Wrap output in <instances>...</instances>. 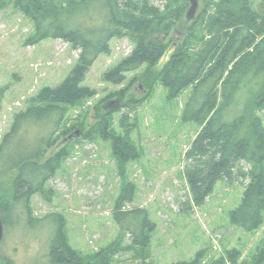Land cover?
Listing matches in <instances>:
<instances>
[{"label": "rangeland", "instance_id": "obj_1", "mask_svg": "<svg viewBox=\"0 0 264 264\" xmlns=\"http://www.w3.org/2000/svg\"><path fill=\"white\" fill-rule=\"evenodd\" d=\"M198 1L197 17L191 23L186 18L191 7L188 1L184 16L187 26L195 23L203 11L204 3ZM151 2L163 7L165 0ZM260 2L264 7V0ZM95 17L96 24L102 23L97 7ZM187 33L184 28L173 29L165 38L169 49L153 71L165 66ZM201 33L198 27L196 35ZM35 36L36 26L26 9L16 0H0V89H5L0 143L10 132L15 116L32 106L44 88L59 87L78 65L80 51L72 45L59 39L37 41ZM111 48L110 54L99 57L82 84L96 90V96L67 109L60 130L53 136V148L40 161L45 163L62 148L68 151L43 192L31 198L32 217L19 205L14 206L11 215L8 213L0 264L8 260L11 264H52L50 248L61 219L69 245L81 255L96 256L114 246L117 254L110 264L191 262L203 251L202 264H211L234 249L241 252L240 263L249 260L264 245V223L255 231H245L232 223L230 213L242 204L252 166L244 161L238 163L232 177L218 182L211 196L198 206L188 181L191 161L187 154L202 127L183 120L192 88L174 98L169 97L170 90L161 82L146 90L140 82L147 66L129 73L119 85L109 82L106 75L131 54L135 43L129 37L115 38ZM127 89V96L135 92L136 104L121 109V103L115 104L109 107L111 112L106 118L107 130L115 135L125 136L126 126L132 127L130 139L137 156L121 165L113 155L112 141L100 131L90 138L84 135L100 121L97 111L102 105L108 107L117 100L116 93ZM258 115L264 127V111ZM31 130L32 135L23 136L25 142L41 132L47 134L46 124L36 127V133ZM68 130L69 135L64 136ZM77 130L81 136L67 141ZM37 142L28 144L34 150ZM19 156L18 151H13L3 169L16 163ZM123 191L133 192V196L122 204L127 214L121 216L116 206ZM132 210L142 213L133 214ZM132 232L148 237L150 244L133 246Z\"/></svg>", "mask_w": 264, "mask_h": 264}, {"label": "trees", "instance_id": "obj_2", "mask_svg": "<svg viewBox=\"0 0 264 264\" xmlns=\"http://www.w3.org/2000/svg\"><path fill=\"white\" fill-rule=\"evenodd\" d=\"M260 1L202 0L204 8L198 20L187 26V0H165L163 7L151 0H16L35 23L34 40L59 39L80 53L74 72L59 87L44 88L33 99L32 106L15 116L10 132L0 143V213L5 224L15 205L32 217L31 198L43 192L46 182L68 155L66 148H62L45 163L40 162L53 148V136L60 130L67 109L96 96V90L82 86L87 75L101 55L111 53L113 39L129 37L135 48L106 79L119 85L129 73L147 66L140 82L146 90L161 82L170 90L169 97L174 98L192 88L183 120L202 127L187 154L191 161L187 175L194 201L198 206L205 203L217 183L231 178L236 165L244 161L252 166L250 182L242 204L230 213V218L245 231L259 229L264 223V127L258 115L264 111V7ZM96 7L102 22L98 24ZM198 27L202 29L199 37ZM181 28L188 32L185 41L175 48L160 71H153L169 49L165 40L173 29ZM128 90L114 97L121 99L119 109L137 102L135 92L127 96ZM4 97L5 89H0V110ZM106 107L102 105L97 111L100 121L84 136L90 138L100 131L112 141L118 162L125 165L137 156L130 139L132 127L126 126L125 136L109 132L106 118L111 111ZM45 124L47 134L30 137L32 143H39L33 150L28 144L31 141L25 142L23 136L31 134L30 129L36 133L35 128ZM65 135H69V130ZM13 151H18L20 159L3 169ZM128 186L134 189L133 185ZM132 196L133 192L123 191L116 206L121 216L127 214L122 204ZM146 224L150 225L149 220ZM64 226L61 219L50 248L52 264H97V260L101 262L98 264H110L117 254L111 246L96 256L81 255L69 245ZM140 236L132 232L133 246H148L149 238ZM204 255L205 251L191 262L172 264H202ZM240 258L241 252L234 249L211 264H263L264 245L249 260L240 263Z\"/></svg>", "mask_w": 264, "mask_h": 264}, {"label": "water", "instance_id": "obj_3", "mask_svg": "<svg viewBox=\"0 0 264 264\" xmlns=\"http://www.w3.org/2000/svg\"><path fill=\"white\" fill-rule=\"evenodd\" d=\"M188 1L191 3V7L186 14V18H187L188 23H191L197 17L198 8H199V1L198 0H188ZM138 88L143 89L142 85H139ZM120 103H121V99H117L115 102H111L109 107H111L112 104H116L117 106H120ZM80 136H81V132H80V130H77L75 133H72L67 138V141L72 140L73 138H79ZM4 238H5V223H4L3 217L0 213V245L4 241Z\"/></svg>", "mask_w": 264, "mask_h": 264}, {"label": "flooded vegetation", "instance_id": "obj_4", "mask_svg": "<svg viewBox=\"0 0 264 264\" xmlns=\"http://www.w3.org/2000/svg\"><path fill=\"white\" fill-rule=\"evenodd\" d=\"M115 104H113L112 106H114Z\"/></svg>", "mask_w": 264, "mask_h": 264}]
</instances>
